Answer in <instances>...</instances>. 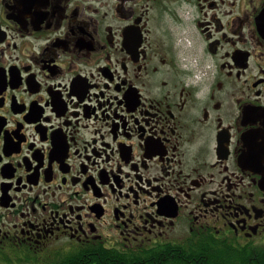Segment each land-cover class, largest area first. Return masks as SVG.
<instances>
[{
	"label": "flooded vegetation",
	"instance_id": "af4514ba",
	"mask_svg": "<svg viewBox=\"0 0 264 264\" xmlns=\"http://www.w3.org/2000/svg\"><path fill=\"white\" fill-rule=\"evenodd\" d=\"M0 264H264V0H0Z\"/></svg>",
	"mask_w": 264,
	"mask_h": 264
}]
</instances>
